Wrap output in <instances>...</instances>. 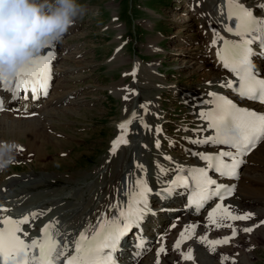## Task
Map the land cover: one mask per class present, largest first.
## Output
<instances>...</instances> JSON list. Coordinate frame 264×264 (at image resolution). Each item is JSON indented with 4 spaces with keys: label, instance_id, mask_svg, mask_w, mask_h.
Listing matches in <instances>:
<instances>
[{
    "label": "rangeland",
    "instance_id": "374dc122",
    "mask_svg": "<svg viewBox=\"0 0 264 264\" xmlns=\"http://www.w3.org/2000/svg\"><path fill=\"white\" fill-rule=\"evenodd\" d=\"M80 2L87 6L88 12L83 19L74 23L63 41L59 43V52L64 48L66 49L58 56L54 67L55 73L58 72V76H56L52 85L59 87L56 88L57 93H53L50 90V95L45 101L47 102L52 97L67 96L66 100L68 102L66 101V104L61 105L53 103L54 101L51 102V105L49 103L47 109L50 112L45 117L51 120L50 123L52 124L51 126L47 124V126L41 120L43 125L40 124L39 129L46 131L48 134L53 132V135H50L54 137L55 141L49 142V139H47L43 142L48 147L44 148L46 155L39 161L36 160L35 155H29L25 149L23 155L32 157L34 161L32 158L27 164L22 161H16L7 171L0 173L9 176L6 179L4 178L5 175L1 176L3 186L9 184L11 179L21 176V173H24V176L29 173L31 175L45 174L48 177L50 176L49 174L54 173L56 175L59 172L66 175L69 174L68 169L72 166L73 175H70L74 176L75 173L85 172L86 167L97 164L96 168H98L104 165L109 160L107 152L109 150V140L113 136L111 132L113 122L115 125V122L122 117L117 118L120 116V103L123 99L120 96L122 94V88L120 89L122 83L131 84L130 88H132V84H135L133 89L130 90V98H133L132 95L136 94L135 99L137 101L140 99L146 100V98L154 95L155 101L160 103L159 111H156V113L168 119L164 120L166 124L162 126L164 128L163 133H171L173 138H176V130L180 126L191 128L188 125L189 116L184 117L187 103L182 102V98L180 103V97L178 96L181 95L180 91L185 86H197L200 81L212 79L211 74H209L211 75L210 78H206L203 75V72L207 74L210 71L206 70L207 72H205L201 68L203 61H205L204 64L206 65V60L211 55L208 54L210 53L209 46H203L204 35L205 33L207 34L206 24H202L197 18L200 15L198 8L195 7L192 10L189 8L187 12L185 5L190 7L188 1V3L186 0H80ZM203 7L200 5L199 9H203ZM194 14L197 20L194 18ZM185 21L191 24L190 28L185 26ZM198 23L199 26L197 28ZM201 25H203L202 29ZM203 33L204 35H202ZM211 50L213 51L214 48H211ZM151 74L160 76L157 83H154V79L149 76ZM152 89L155 90L152 91ZM170 89L173 90L170 91ZM13 119L19 120V118ZM30 120L28 118L21 119L17 124L13 123L11 128H16V126L20 125L25 127L30 123ZM24 121L29 122L24 125ZM164 121L162 120V122ZM36 123L39 124L37 117ZM158 124L157 126L160 127L161 124ZM133 127L134 125L131 126L132 130L135 129ZM61 135L79 138V140L76 139L77 142L72 143L74 151L72 150L71 153L67 152L69 143L58 137ZM56 141L59 143L58 146ZM17 142L24 147L21 145L22 140ZM119 151L117 155L113 156L112 154V162L117 161L123 155L120 149ZM127 153L129 159L130 152L127 150ZM263 153L261 152L259 155L254 156L246 164L247 167L244 165L241 169L243 172L245 170L248 176H253L254 186H261L264 183L262 181L264 180ZM16 158H18V155ZM24 159L25 161L30 160ZM155 159L151 155L150 161L155 162ZM44 165L50 166L45 169ZM14 174L19 175L10 178ZM256 174L258 175L257 178ZM258 178L262 181L261 183H259ZM52 179L50 180L49 178L48 184L44 183L36 190H27L22 185H15L12 187L13 189L8 190L10 192H5L7 197L3 198L8 199V196L13 195L12 199L16 201L20 199L21 194L28 191L22 198L21 206L22 208H27L33 206L34 202L36 203L37 199L39 201L43 196L55 198L56 193L58 195L61 192H68V188L72 185L67 184V181L63 178L53 177ZM255 180L256 182H254ZM83 181H78V184L83 183ZM262 186L264 187V184ZM249 197L259 202V205L264 208V196L251 195ZM58 198H60L59 195ZM82 199L80 197L77 198L75 203L82 202ZM89 201L91 199L87 200V202ZM66 203L62 202L59 205H55L53 214L69 215L72 205L68 204V202ZM256 204L258 203H255L254 207L258 206ZM226 206L230 207V205ZM261 215L263 216L264 213ZM208 217L205 218L206 222L208 224L212 223ZM259 217L254 216L251 221V223L255 222L256 226L253 232L242 231L244 234L236 232L235 236L229 234L226 236L231 237L230 239L236 236L239 238L244 237L239 241L241 244L240 249L221 245L225 247V251L221 252V254L231 258L230 260L227 259L229 262H226V264H264V240L262 241L259 238V233H264V223H262L264 222V216L262 218ZM215 221L214 225L217 226L219 224L221 226L218 228L211 226L225 232L236 223V220L226 219L221 213L216 214ZM227 225H231V227ZM238 228L235 231L245 229L242 227ZM230 231L233 232V230ZM178 254L176 251L172 252L173 259L175 260L176 258L175 262L180 264L182 262L181 256L179 257L181 253ZM208 254V256L211 255L210 253ZM168 255L170 256L169 251L164 252L163 257L159 255V263L166 261L165 257ZM158 258L153 264H156ZM248 258L249 262H244ZM221 259L225 260L226 258L223 256ZM217 261L216 258L214 262ZM217 263L225 264V262L220 260Z\"/></svg>",
    "mask_w": 264,
    "mask_h": 264
},
{
    "label": "bare ground",
    "instance_id": "6f19581e",
    "mask_svg": "<svg viewBox=\"0 0 264 264\" xmlns=\"http://www.w3.org/2000/svg\"><path fill=\"white\" fill-rule=\"evenodd\" d=\"M188 2L189 6L193 7V9L195 7L198 8V13H200V15L197 18L201 21L202 24H206L207 34H202L205 38L203 46H209L210 53L208 54L211 55L206 60V65L204 64L205 61H203L201 68L205 72H207L206 70L210 71V73H207L208 75L203 72V75H205L206 78H210V76L212 75V79L203 82L200 81L197 86H185L180 91L182 102L187 103L184 111V117L187 115L189 116L188 125H190L191 128L188 129L182 127L183 125L180 126L176 130V133L181 132V134H176V138H173V135L171 133H162L164 128H158L156 123H159V121L163 117L159 113H156V111H159L160 103L155 101L154 95L153 97H149L150 99L146 98V100H144L139 98L140 100L137 101L135 99L136 94L132 95L133 98H130V90L133 89V86H135V84H132V88H130L131 84L122 83L120 89L122 88L123 91L121 90L122 94H120V96L123 97V99L120 103V116L117 118H120L121 116L122 117L120 118V120L115 122V125L113 122L111 131L113 138L111 137L109 140V150L107 152V158L109 160L104 165L98 168H96L97 164L94 166L86 167L85 172L75 173L74 176H72V166H70V168L68 169L69 174L66 175L59 172V174L56 175H54V173L49 174L50 176L48 177L45 174H33V176L29 173H26V176H24V173H21V176L11 179L10 183L5 184L4 186L2 177L0 176V193L2 192V194L4 195L5 192L7 193L9 189L18 184L22 185L27 190L39 189L42 184H48V179L50 178L51 180L53 177L63 178L65 181H67V184H72L68 188V192L58 193L60 198H58L57 193L55 194V198H48L43 196V198L41 197L39 201L37 199L36 203L34 202L33 206H30L29 209L23 213H13L12 210L7 208V205L4 201H0V208L9 209L6 214L0 213V215L21 218L23 216L29 215L32 212L44 213L37 219L32 220L29 225L22 226L23 232H27L28 235L24 236L23 232H21L20 235L21 237L29 238L28 242H31L33 239H36L42 235L40 230L44 223L52 222L54 227H57L60 231H63V236L66 238L68 243L73 245L72 242L78 238L80 232L83 231L85 227L90 224L95 225V222L100 216V214H106L107 217L111 220H115L119 217V210L126 208L127 204L129 203V194L131 193L133 194V196H135L136 193L139 191L136 186L137 180L144 181L146 185H154V187L150 190V202H153L154 207L166 206L169 208H173L174 212L165 213V216H169V218L171 219L168 224L169 226L167 228L166 226H164L165 231L160 230L157 233L153 232L142 236L143 240L145 241V243L142 244V248L143 250L145 249V252L135 251L137 252L135 253L133 251L134 258L128 259L129 262H127V259H124L123 264H153L156 258H158V250L162 247L166 251H169L170 256H166L165 258L167 262L162 261L161 264H178L179 262H175L176 258L174 257L175 260L173 259L172 252L176 251L180 254L187 253L189 252V250H191L192 259H187V261H185L182 255L178 254L179 257L181 256L182 260L180 264H218L217 262H219V260L221 262H225L226 264V262H229L231 258H229V256L221 254V252L223 253L225 251V247H222L221 245H224L226 247H236L237 249H240L241 244L239 241L244 237L239 238L238 236H236L233 239L229 240L230 243L228 242L217 244L215 245L214 250L208 242L215 241L217 240V238L218 240H223V238H225L228 234L232 236L233 232H231L230 230L237 229L238 227L255 229V222L251 223L253 217L260 216L262 218L264 216L261 215L262 213H264V208L259 205V202L252 200V198L249 197L251 195L264 196V187L262 186L264 183L261 186H254L253 176H248L245 173V170L244 172L242 171L241 173H238L236 181L232 183V185L234 186V193L229 198H227L229 200H224L222 201V203L225 206L230 205L229 210L232 212L233 215H244L246 213H251V219L249 218L247 220H236V223L226 232L220 229L213 228L212 226H217L213 223L208 224V222H206L207 220H205V218L208 217L209 213L214 210V207L200 212V214L202 215L200 216V218L199 216L196 217L189 215L188 218L182 219L179 218L176 214L180 210V207L178 205H167L168 203H176L178 201V191L175 189L173 184L169 182L171 175L177 174V172L182 171V169L189 167H206L205 161L200 160L197 155L190 154V152L214 154L219 149L215 145H197L191 143L190 141L193 139H203L212 134L211 130L200 131L201 126L206 124L204 123V120L200 118L199 113L203 112L204 108L209 106L208 101L211 97L208 95L209 93L215 92L223 94L225 96L229 94L227 88L220 87L222 83L228 80V73L225 71L224 67L220 66L222 60L218 58L217 52L218 50H220L222 44L224 43V40L230 42L239 41L238 38L230 37V35L226 31V28L228 26L227 0H188ZM242 2L247 7L253 10L254 15L259 16L262 14L260 9L256 7L259 0H242ZM200 5L204 6L203 9H199ZM193 16L195 18V14ZM190 25L191 24L189 22L185 21L186 27L190 28ZM198 26L199 23L197 24V28ZM202 27L203 25H201V29ZM201 29L199 30V34ZM214 33H218V37L215 36ZM204 38L202 36L203 40ZM214 39L217 40L216 44H213ZM209 43H211V45H209ZM211 48H214V50L212 51ZM260 66L261 69H263L264 73V66L262 64L258 65V67ZM198 68L200 69L199 66ZM151 75L149 76L154 79V83H157L160 79V76ZM57 87L59 86L53 85L51 87V92L53 91V93H57ZM153 90L155 89H152V91ZM172 90L173 89H170V91ZM63 99L64 97L60 96L58 98L52 97L47 102H44L42 104V106L35 112V115H38L37 120H39V124L36 123V118H33L30 120V123L28 125L27 123L29 121H24L25 123L23 124L27 125L25 127L20 125L16 126V128H11V125L13 123L17 124L21 119H13L11 116L1 114L0 141L14 140L17 142L18 140H22L21 145H23L24 147H22L23 151L20 153L21 156H23V160H25L24 158H32L28 157L27 155H23L25 153V149L27 150L29 155H35L36 160H41V158L46 155V151L44 150V148L48 147V145H45L43 142L47 139H49V142L55 141L54 137L52 136L53 132H51L50 134L52 135H50L46 133V131H44L43 129V131L39 130L40 124L43 125L41 123V120L46 123L45 125L48 124L49 126H51V120L45 117L47 116L48 112H50L47 107L49 103L51 105L52 101H54L53 103L55 104L61 105ZM133 114H135V118H133ZM127 120H131L130 124L137 123V129H135L133 132H130V124L127 125V131L124 134V139L127 140V143L119 144V146L113 152V141L122 135V129L119 126L122 124L123 121ZM47 130L50 131L49 129ZM58 137L63 138L64 142L69 143L67 149L68 153H71L73 150L72 143L75 142L76 139L79 140V138H76V136H74L73 138L68 135H61ZM153 143H156V146H154ZM56 145L58 146L59 143L57 142ZM119 149L121 150V153L123 155L120 156L117 161L112 162L111 160L113 159V156L117 155V153L120 152ZM127 150L130 152V160L128 159ZM261 152H264V141H262L246 158H244V160L248 163L251 159L254 158V156L259 155ZM151 155L156 158V161L152 162V168L154 170L150 169L151 166L149 164V160L151 158ZM32 160L34 161L33 158ZM49 166L50 165H44V168L46 169ZM70 169L72 173L70 172ZM135 172H137L138 175L137 178L133 180L132 178ZM18 175L19 174L14 176ZM11 177L12 176H10V178ZM257 177L258 175L256 176V178ZM258 180L260 181L259 178ZM78 181H83V183L79 182L80 184H78ZM262 181L264 182V180ZM262 181H260L259 183H261ZM254 182H256V180ZM158 188L159 190H161V192L157 190ZM123 189H126V192L122 196L120 194L123 192ZM12 196L13 195L8 196V199H11L15 203V200L12 199ZM172 196L175 197L172 198ZM79 197L83 198L82 202L75 203V201H77V198ZM89 199H91V201L87 202V200ZM62 202H68V204L72 205V209L70 211L71 213L65 216L62 214H56V216L58 217L56 219L58 221L53 220L51 217L55 214H53V209L51 208H54L55 205H59ZM117 203L119 204V208L116 210L115 216H113L112 206ZM217 203H221V201ZM255 203H258L256 204L258 205L257 207H254ZM49 209L51 210V212L49 211ZM162 223H168V221L164 219L163 216H160L154 226H156V224ZM192 225L196 226L194 233L191 231L190 228L188 232H185V237L190 238H185L180 244L179 248L174 247L173 244L180 240L181 233L185 231L186 227ZM72 227H74L73 231L71 229ZM242 231L243 230H238L235 232H241V234H244V231ZM204 234H206L205 236L207 237V239L204 242H201L200 237H203ZM259 238L262 241L264 240L263 232L259 233ZM126 253L128 252L126 251ZM206 253L207 255H205ZM208 253H210L211 255L208 256ZM163 254L164 252L160 253L161 257H163ZM223 256L224 258H226L225 260L221 259V257ZM216 258L218 261L214 262ZM118 262H120V260H118ZM244 262H249V258L244 260Z\"/></svg>",
    "mask_w": 264,
    "mask_h": 264
},
{
    "label": "snow or ice",
    "instance_id": "6c2138e0",
    "mask_svg": "<svg viewBox=\"0 0 264 264\" xmlns=\"http://www.w3.org/2000/svg\"><path fill=\"white\" fill-rule=\"evenodd\" d=\"M227 4V17L229 21H234V26L229 24L226 31L239 37V41L224 40L225 53L218 51L217 56L222 60L224 68L238 78L239 83L229 79L220 87L231 90L241 98L264 104V78H260L259 73L251 67L250 59L253 55L264 57V0H259L256 5L262 13L259 16L254 15L253 10L247 7L242 0H227ZM214 35L218 37V33ZM216 43L217 40L214 39L213 44ZM253 44L261 49L259 53L253 51ZM48 49L46 54L35 57L20 70L14 84L0 83V91L9 93L12 101L28 99L29 93L33 99L40 94L47 96L49 82L52 79L51 61L55 58L53 46ZM208 95L212 97L208 101L211 107L199 113L200 118L207 122L206 125L201 126L200 131L211 130L213 134L203 139H193L190 142L197 145L211 144L228 147L219 150L214 155L190 152L206 162V167L190 170L193 174L192 179L198 188L191 203L198 211L208 200L213 197L218 198L221 203L216 204V208L209 213L208 217L212 223H216L217 213L223 214L230 220H247L251 217V213L233 215L222 203L226 196L232 194L234 186L219 183L216 179H212L208 172L218 173L220 177H238L237 169L246 162L243 157L255 148L257 143L264 141V112L240 107L232 99L220 93L212 92ZM3 110H5L4 99L0 96V111ZM130 123L131 120H128L119 126L122 129V135L113 141V152L119 144L127 143L124 134L127 131V124ZM233 129H235V134H231ZM19 151H23L22 146ZM181 182L187 183V181ZM136 186L139 189L138 193L135 196L129 194L130 200L127 208L119 210L117 219L111 220L106 214H100L95 225L90 224L80 232L78 238L72 242L74 247L71 255H67L69 250L67 240L63 243L57 240L55 235L57 230L52 222L46 224L41 229L42 235L30 243L21 238L22 226L29 225L32 220L44 213L32 212L15 219L0 215V264H8L9 259H15L16 264H115L112 257L118 249L121 238L132 228H139L140 221L147 210L146 197L149 189L142 180H137ZM118 208V203L112 206L113 216ZM8 211L7 208H0V213L6 214ZM220 226L217 224V227ZM227 226L231 227V225ZM195 227V225L186 227L185 232H188L190 228L194 233ZM252 230V228L243 229L245 232ZM185 232L181 233V238L174 247L179 248L185 238H190L185 237ZM235 234V229H233V236ZM23 235L27 236L28 233L23 232ZM230 238L225 237L223 240L208 243L214 250L215 245L228 243ZM206 239V236L200 237L201 242ZM165 251L163 247L159 249L157 257ZM21 254H23V259H19ZM181 255L186 260L192 259L191 250Z\"/></svg>",
    "mask_w": 264,
    "mask_h": 264
},
{
    "label": "clouds",
    "instance_id": "9594fccd",
    "mask_svg": "<svg viewBox=\"0 0 264 264\" xmlns=\"http://www.w3.org/2000/svg\"><path fill=\"white\" fill-rule=\"evenodd\" d=\"M87 12L80 0H0V83L12 84L23 67L61 43ZM20 147L14 140L0 141V173L14 165Z\"/></svg>",
    "mask_w": 264,
    "mask_h": 264
}]
</instances>
